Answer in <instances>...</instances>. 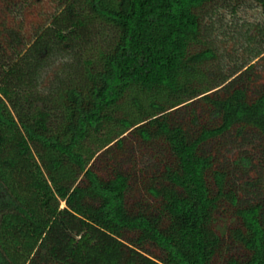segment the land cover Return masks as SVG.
<instances>
[{
  "label": "trees",
  "instance_id": "16d2710c",
  "mask_svg": "<svg viewBox=\"0 0 264 264\" xmlns=\"http://www.w3.org/2000/svg\"><path fill=\"white\" fill-rule=\"evenodd\" d=\"M0 264H264V0H0Z\"/></svg>",
  "mask_w": 264,
  "mask_h": 264
},
{
  "label": "rangeland",
  "instance_id": "374dc122",
  "mask_svg": "<svg viewBox=\"0 0 264 264\" xmlns=\"http://www.w3.org/2000/svg\"><path fill=\"white\" fill-rule=\"evenodd\" d=\"M241 16L244 17V18H248V19H250L252 21H254L255 19L261 17L258 9H255L253 11L249 10L247 12H244Z\"/></svg>",
  "mask_w": 264,
  "mask_h": 264
}]
</instances>
